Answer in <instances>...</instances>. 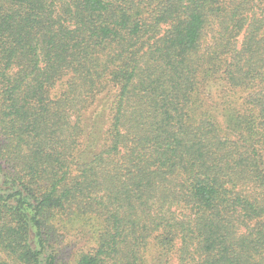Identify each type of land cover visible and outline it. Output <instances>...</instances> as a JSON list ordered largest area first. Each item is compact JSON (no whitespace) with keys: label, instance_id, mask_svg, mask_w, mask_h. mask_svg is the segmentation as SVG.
Wrapping results in <instances>:
<instances>
[{"label":"trees","instance_id":"obj_1","mask_svg":"<svg viewBox=\"0 0 264 264\" xmlns=\"http://www.w3.org/2000/svg\"><path fill=\"white\" fill-rule=\"evenodd\" d=\"M171 261L264 264V0H0V264Z\"/></svg>","mask_w":264,"mask_h":264},{"label":"rangeland","instance_id":"obj_2","mask_svg":"<svg viewBox=\"0 0 264 264\" xmlns=\"http://www.w3.org/2000/svg\"><path fill=\"white\" fill-rule=\"evenodd\" d=\"M77 239L78 238H75V240H77ZM77 244H78V246L75 249H73V250L69 249L68 250V254L71 257L73 256L72 258H74V256L78 253L76 249H78L79 247H82L84 245V241L79 240V243L77 242ZM169 264H175V263H174V261H171V263H169Z\"/></svg>","mask_w":264,"mask_h":264}]
</instances>
